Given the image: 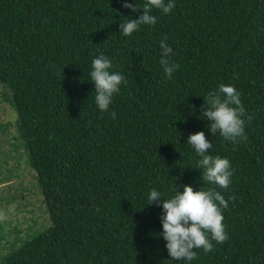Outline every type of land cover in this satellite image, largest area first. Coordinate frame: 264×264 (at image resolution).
<instances>
[{
  "label": "trees",
  "instance_id": "trees-1",
  "mask_svg": "<svg viewBox=\"0 0 264 264\" xmlns=\"http://www.w3.org/2000/svg\"><path fill=\"white\" fill-rule=\"evenodd\" d=\"M123 2L0 0V106L18 115L49 216L31 210L29 218L20 204L18 225L0 217V264H175L158 235L161 207L146 206L152 187L167 199L174 183L179 191L215 187L229 201L228 239L198 249L193 264H264V0H176L128 37L120 21L143 10ZM146 2L136 0L137 10ZM165 37L179 65L171 77L159 64ZM101 54L127 79L108 112L95 106L89 81ZM220 84L241 93L245 136L236 142L196 118L202 97ZM199 131L212 155L231 162L227 189L195 169L185 143ZM15 199L0 198V206Z\"/></svg>",
  "mask_w": 264,
  "mask_h": 264
},
{
  "label": "clouds",
  "instance_id": "clouds-1",
  "mask_svg": "<svg viewBox=\"0 0 264 264\" xmlns=\"http://www.w3.org/2000/svg\"><path fill=\"white\" fill-rule=\"evenodd\" d=\"M176 0H147L137 10L136 0H124L123 7L133 12L143 10L138 18H129L119 23L120 33L125 37L138 32L141 26H152L157 23L153 10L168 13L175 7ZM173 48L167 38L159 40V64L165 75L171 77L179 68L172 59ZM90 82L94 84V103L100 112H108L114 103V96L119 94L122 85L127 84L126 77L113 70V61L99 55L91 61ZM198 120H206L209 132H217L227 141L236 142L245 136V112L241 93L234 85L220 84L216 89L203 96ZM190 113L194 112L189 107ZM111 115L115 118L116 113ZM195 152L196 168L201 169L203 178L209 185L227 189L233 176L229 158L212 155V140L206 138L204 131L190 134L186 143ZM231 199V198H230ZM146 206L155 202L161 207V232L158 234L165 241L170 260L175 264H193L197 259V250L210 252L215 244H222L228 239L225 230L223 210L228 208L229 201L215 187L194 190L192 185L185 184L179 191L172 187V194L167 199L164 193L152 187L146 194ZM144 208V207H143ZM195 249V250H194Z\"/></svg>",
  "mask_w": 264,
  "mask_h": 264
},
{
  "label": "rangeland",
  "instance_id": "rangeland-1",
  "mask_svg": "<svg viewBox=\"0 0 264 264\" xmlns=\"http://www.w3.org/2000/svg\"><path fill=\"white\" fill-rule=\"evenodd\" d=\"M0 124L8 126L5 129L4 126H0V198L4 200L5 204H7V200L18 199L17 202L6 208L0 206L1 219L9 220L10 218L15 225H18V220L23 219V214L29 218L32 217L26 214L31 210H34L35 218L40 216L43 219H48L45 207L43 206V210L40 208L43 197L38 187L35 186L36 173L30 167L29 156L18 131V115L8 103L0 106ZM30 203L32 204L30 205ZM20 204L21 211L25 212L23 214L16 211ZM43 219L39 220L38 228L44 222ZM47 219L42 230L45 229L49 221ZM26 227L27 224L21 227V230H26ZM22 236L24 237V235Z\"/></svg>",
  "mask_w": 264,
  "mask_h": 264
}]
</instances>
